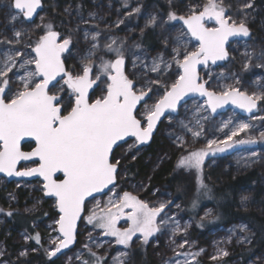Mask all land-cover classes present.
<instances>
[{
	"label": "snow or ice",
	"instance_id": "obj_1",
	"mask_svg": "<svg viewBox=\"0 0 264 264\" xmlns=\"http://www.w3.org/2000/svg\"><path fill=\"white\" fill-rule=\"evenodd\" d=\"M41 4L42 0H10L8 7L16 10V14H10L11 20L15 22L20 14L25 20H31L37 9L41 8ZM244 7L250 8L252 5L245 4ZM140 10L139 7L134 8L128 15L139 13ZM226 13L227 8L223 0H207L202 10L192 8L187 15L169 11L168 20L182 21L187 32L181 30L171 38V60H165L164 56L160 55L153 58L150 68L148 65L144 67L146 71L159 76L167 72L174 62L179 72L170 86L164 85L163 96L151 107L146 106L143 121L137 116V105L152 88L149 86L147 90L144 87L137 89L133 80L125 73L123 41L117 43L116 39H112L101 48L97 40L100 33H92L91 40L94 43L82 57L81 71L73 74L66 70L61 59L66 50L71 51V38L58 39L59 33L53 30L51 24L46 26L47 31L34 43L25 45V48L31 49L34 56L24 49L16 48V45L21 44V37L24 35L22 29H14L13 39L0 40V45L11 46L6 50L0 47V173L17 177H42L44 195L55 197L60 214L59 219L55 221L59 236L52 241L55 247L54 250L48 251L49 258L73 243L77 221L85 211L86 198L114 184L119 161L113 163L111 154L118 142H126L125 138L134 137L136 144L146 143L165 110L175 111L178 103L189 93H199L206 97V107L212 112L229 102L251 112L257 108L258 101L264 100V89L259 94L249 95L239 87L229 86L217 93L209 91L205 87L206 82H200L197 65H207L208 61L215 64L218 60L226 59L228 52L225 44L230 37L250 36V29L244 20L237 23ZM206 20L214 21L215 26H206ZM157 22V16L153 15L148 19L146 26H155ZM119 23L123 21H118ZM84 35L85 40H88L89 32L85 31ZM188 35L198 41V46L192 51L187 50ZM169 42V38L165 37L166 47ZM136 47L139 48L140 45ZM101 52L114 53L115 59L105 60L104 56L100 55V62L96 65L94 57ZM244 55L247 57L243 65L244 70L249 69L254 57L264 60V51L259 54L246 51ZM33 65L34 68L30 67ZM94 66L99 69V73L93 79ZM133 66L135 67V61ZM256 67L264 68V64L258 63ZM13 78L17 82L15 91H12ZM98 81H102L105 88L102 89L100 97L89 102V89ZM150 83L159 84L160 81L152 80ZM65 95H68L67 105L64 102ZM201 107L203 106H197L193 114L196 126L200 124L198 114ZM257 119L264 120V117ZM231 124L232 120H229L225 122L224 127ZM181 127L191 132L194 138L199 137L202 132V129L196 131L183 123ZM252 128L253 125L249 123L236 124L224 141H209L205 148L187 151V155L179 158L176 167L188 171L195 170L199 188L207 189L201 176L209 150L222 152L231 148L233 143H256L257 138L254 136L245 140H233L240 133ZM25 137L34 141L35 146L31 151L21 150V141ZM259 139L264 140V132L260 133ZM176 141L180 142L181 137L177 136ZM185 143H180L179 146L183 148ZM217 143L223 147L214 148L213 145ZM133 146L129 145V148ZM252 156L255 157L256 153L253 152ZM33 158L39 161L37 167L17 170L19 161H33ZM57 173H63L64 178L54 179ZM247 200V196H242V205ZM168 203L161 202L159 206L150 207L131 193L124 192L117 201H109L106 210H101V215L98 216L93 211L86 219L88 224L103 229L104 235L114 237L115 244L128 249L137 233L146 244L149 237L160 232L162 226L169 224V220L162 216ZM125 209L130 211L125 213ZM7 215L11 216L12 213L8 212ZM122 216L130 222L129 227L124 229L117 227V221ZM157 217H161L159 223ZM179 231L180 226L177 223L173 234ZM240 231L246 232L247 226L240 225ZM34 239L40 243L39 234ZM185 244L187 241L177 247L183 248ZM84 247L92 259L82 260V264H106L104 257L97 256L88 245ZM173 251L177 256H185L183 262L177 259L174 264H192L188 256L191 255L194 260L195 255H199L176 252L175 249ZM20 255L24 256L26 252H21ZM221 255H227V252H221ZM127 259V251L119 252L113 257V264H126Z\"/></svg>",
	"mask_w": 264,
	"mask_h": 264
},
{
	"label": "trees",
	"instance_id": "obj_2",
	"mask_svg": "<svg viewBox=\"0 0 264 264\" xmlns=\"http://www.w3.org/2000/svg\"><path fill=\"white\" fill-rule=\"evenodd\" d=\"M9 2L10 0H0V40L8 39L6 18L11 17L10 14L13 13L8 7ZM127 2L138 5L141 10L139 13H134V16L125 17L123 23L119 25L116 22L119 18L118 15H126L127 12V10L120 9L121 13H117L120 0H43L42 18L43 21L51 24L56 32L68 34L74 29L72 48L78 47L82 52L91 47V42L84 41L81 32L84 28L96 29L100 33L97 40L101 48L112 39H116L117 43L123 41L126 62L132 64L135 61L137 66L134 69L139 70L140 80L146 84L150 80L160 79L161 76H165L163 78L171 76L172 69L168 73L158 76L156 73L146 71L144 67L148 65L150 68L153 58L160 55H163L165 60H171L173 46L171 38L176 36L178 30L176 21L170 25L166 24L168 13L175 11L178 15H184L187 7L188 9H200L207 0H127ZM223 3L227 10L231 11V15L244 20L250 29L249 40L246 43H241L240 46H244L245 51L256 54L264 51V0H223ZM249 3L252 7L245 8L244 5ZM153 15L158 18L157 24L146 26L148 19ZM32 26L23 23L25 28ZM37 31L38 28L34 31L35 35L38 33ZM165 37H168L170 41L167 47L164 43ZM239 42L232 45L235 46ZM136 45H140V47L137 48ZM5 46L7 44L0 45L2 48ZM235 48L237 47L235 46ZM100 55H103L105 60L115 59L113 58L114 53L101 52L94 57L96 65L100 62ZM246 60L247 57L244 54L233 53L224 62L223 69L225 68L228 73L235 71L242 85L249 84V81L254 84L258 83L259 79L264 82V68L256 67L258 63L264 64V60L254 57L250 62L249 69L244 70L243 65ZM70 63L72 62L66 58L67 67H70ZM74 65L76 66V63ZM96 68L94 66V70ZM248 84L246 86L250 88L251 85ZM189 105L192 106L190 103ZM191 109L181 111L178 116L163 121L152 141L138 157L134 158L130 153L125 156V162V157L120 151L122 147L115 150L112 160L119 159L121 163L118 165L119 170L126 172L123 184L133 181L146 187L143 197L150 196L151 192L156 190V196H168L172 198L173 203L180 204L181 210L185 214L184 217L192 220L191 235L196 239L197 247L206 244L207 234L218 228L234 229L240 233L242 239L239 241V245L236 246L232 254L222 258L218 264H245L253 258L263 257L264 152L249 150L237 159L226 154L213 164L207 162L203 165L201 176L207 189H200L198 185L193 186L189 176L174 171L177 160L187 151L202 148L193 145H202L208 137L207 134L201 132L199 137L194 138L191 132L181 127V123H183L196 131L201 130L200 126L195 125V120L188 115ZM203 114L206 115L204 111ZM229 114L230 112L221 115L220 119H213L211 122L213 131H216V128H218L217 131L224 132L226 130L219 124H222V120L228 118ZM231 120L241 121L244 118L233 114ZM217 131L214 134H217ZM177 136L181 137L180 142L176 141ZM180 143H185V147H180ZM29 147L30 145H26L24 149L27 150ZM253 152L256 153L255 157L252 156ZM5 191L11 192L15 200L13 205L6 209L5 202L2 200L4 191L0 190V208L6 209L7 213H12L11 216H4L0 224V241L2 240L6 247L8 264H62L59 260L60 257L49 258L41 251L23 258L17 254L19 243L16 241L19 232H25L33 243L37 234L41 237L40 225L55 216L58 217L55 207L50 206L53 202L46 200L39 210L28 213L24 210L25 200L28 196L26 190L21 188L14 190L13 184L7 183ZM242 196L248 197L247 202L243 205L241 203ZM194 202L195 207H193ZM206 211H210L209 216L203 218L202 214ZM81 223L77 234L76 248L81 245L82 235L79 233ZM240 225H246L247 231L241 232ZM157 249L159 248H152L150 243L146 246L133 244L129 249L128 264H157ZM204 264L210 263L204 262Z\"/></svg>",
	"mask_w": 264,
	"mask_h": 264
},
{
	"label": "rangeland",
	"instance_id": "obj_3",
	"mask_svg": "<svg viewBox=\"0 0 264 264\" xmlns=\"http://www.w3.org/2000/svg\"><path fill=\"white\" fill-rule=\"evenodd\" d=\"M120 1H121L120 5L117 6L119 8L117 13L119 12L120 9L122 11L127 10V12H126V15L124 14H122V16L118 15L119 18L116 21L117 25L121 24V23L118 24V21H123L125 17L128 18L129 16L128 13L132 12L134 8L138 7V5H135L134 3L130 4L128 2H127V6H125V0H120ZM200 9L202 10V8ZM189 10L190 9H188L187 7L184 15H187ZM11 11L13 12L12 14H16L13 8H11ZM230 12H231L230 10H227L226 14L230 16L233 21H236L237 23H239L242 20V19L235 18L234 15L230 14ZM42 13L43 12H41L38 15V17L35 19L33 23H26L21 15L19 16V19L16 20L15 22L11 20V17L6 18L8 39L14 38L13 37L14 29H22L24 32V35L21 37V44L16 45V48L24 49L25 51L29 52L33 56L35 54L31 52L30 48H25V45L29 43H34L39 38V36L43 35L47 31L46 26L48 25V22L43 21L44 19L42 18L43 17ZM132 15L134 16V14ZM172 22H175V21H169L168 18L166 19V24L170 25ZM23 23L30 25V26L33 25V26L29 28H25L23 27ZM176 23H177L176 27H177L178 32L183 30V28L179 25V21H176ZM205 24L208 27L215 26L214 21H207ZM37 28H38V31H37L38 33H36L35 35L34 31ZM73 31L69 32L68 34H62L58 32L59 33L58 39L59 38H69V37L71 38L72 42L69 46L71 51L69 52L66 50L63 53V55L65 59L68 58L72 62L70 63V67H67V69L69 68L68 71L72 72L73 74H76L81 71V60H82V57L86 55L87 50L82 52L78 47L76 49L72 48L73 34H74ZM85 31L89 32L88 40H85V35H84ZM81 32L83 33L84 41L91 42V44L94 43V41L91 40V34L98 32L96 29L84 28ZM249 38L250 36L241 37V40H239L240 42L235 41L231 43L229 47V51H228L229 52L228 57L231 56L233 53L236 54V52L244 54L246 52L245 51L246 48H244V46H240V44L246 43L249 40ZM186 40H187V50L188 51H192L195 49V47L198 46V44L194 43V41L190 38L189 35L186 37ZM236 42H239L235 45L237 48H235V46L232 45ZM9 47L11 46L7 45L5 46L4 49L6 50ZM113 58H115V55ZM73 62L76 63V66L74 65ZM223 64L224 62L221 65L216 66V67H208L204 71L201 72V80L204 83L206 82L205 84L209 91H214V92L219 93L227 89L229 86H235V87H239L242 91H245L249 95H251L252 93L259 94L261 90L264 89V82L261 81V79H259L260 81H258V83L256 82L255 84L249 81V84L248 83L247 84L251 85L250 88L246 86L247 84L242 85L241 80L239 79V76L236 74V72L235 71L230 72V73L226 72L225 68L223 69ZM136 66L137 64H135V67ZM30 67L34 68V65ZM171 69H172L171 76H168L167 78H163L165 76H161L160 79H156L160 81L159 84H151L150 82L152 80H150L148 84H146L145 82H142L140 80L141 74L138 69H134L133 62L132 64H128L125 59V73L128 75L129 79L133 80V82L136 85V88L140 89L141 87H144L145 90H147L149 86L152 88V91L148 93V95L145 98L144 103L141 105L139 111L137 112L138 118L141 119L142 121L144 120L143 114L145 112L146 106L151 107L158 99H160L163 96L164 91H165L164 85L170 86L171 83H173L174 80L176 79V76L178 75L179 70L174 62L172 63L171 68L168 69V71L165 73H168ZM98 73H99V69L96 68V70H94V67H93L92 78L94 79ZM144 74L146 73L144 72ZM9 75L11 76L12 74L9 73ZM103 79H106V78H103ZM238 80H239V83H237ZM16 86H17V82L15 81V78H13L12 91H15ZM104 88H105V84L102 81H98L96 84L93 85L92 89L94 92V98H93L94 100L101 96L102 89ZM8 95L10 96L11 94L8 93ZM64 102H65V105H67L68 95L64 96ZM189 103L192 106H190ZM258 103H259L258 113L249 118H246L245 116H241L233 112L232 110L227 111L226 114L230 112L229 117L223 119L222 120L223 123L219 124L221 128L223 129L225 128L226 130L222 132V131H217L218 128H216L217 129L216 131L218 132L217 134H214L216 131H213V129L211 128L212 126L211 122L215 118L220 119L221 118L220 116L225 113L218 115V116L211 115L208 113V110L205 107L204 102H199L198 100L189 101L188 103H186L180 108L179 112L175 116H168L165 120L167 121L170 117H176L181 113V111L184 112L190 108H192L193 111L191 109L189 111L190 114L188 115L189 117H191V119L194 120L193 114L196 112L197 106H203L200 108V112L198 114V116L200 117L199 126L201 127L202 132L207 134L208 137H206L207 139L202 145L201 144L193 145V146H200L202 148H205L208 145L209 141H217V142L224 141L226 138V135L230 134L231 128L234 127L236 124L245 122V123H249L253 125L252 129H250L247 132L240 133L237 137H234L233 140L234 141L245 140L249 136H254L257 138L256 143L254 144L233 143V146L231 148H226L222 152L220 151L212 152L211 150H209L208 155L205 156L204 164H206L207 162L209 164L210 163L213 164L217 159L223 157L226 154H229L234 158L236 157L235 159H237V157L241 156V154L249 150H254L256 152H259L260 150L264 152V140L259 139L260 133L264 132V120L257 119V117H264V100L258 101ZM203 111L206 113V115L203 114ZM233 114L241 116L242 118H244V120H241V121L232 120L231 125H229L228 127H224V123L229 121V119L231 120V117ZM145 124H146V121H145ZM129 145H134V146L132 148H129ZM121 147L122 148L120 151L123 153L124 157L132 153V156H134V158L142 154L144 149L146 148V147L139 146V144H136L134 140L127 142ZM213 147L219 148V147H223V145L220 143H217L213 145ZM184 155H187V153H185ZM117 161H119V159L118 160L114 159L113 163H116ZM125 162H126V157H125ZM177 162L174 165V171L176 173H182V174H185L186 176H189L191 178L192 185L197 186L198 182H197L196 171L195 170L188 171V170H184L183 168H177L176 167ZM117 165H121L120 161ZM125 178H126V172L123 170H119L116 185L107 194L100 196L98 198H95L86 204L85 212L82 218V223H81V227L79 231V233L82 235L81 245L71 250L73 252L70 251L71 253L69 252L61 256L59 260L61 261L62 264H82V260H91L92 258L90 257L89 252L84 247V245H88L92 249V251H94L97 254V256L104 257L106 264H113V257L117 256L119 252L127 251L128 259L126 261V264H128L130 260L129 249L131 248V246L133 244H141L143 246H146L149 243L151 244L152 248H157V247L159 248L157 249V252H156V257L158 258L157 264H174L175 260L177 259L183 262L185 259V256L175 255L173 251L174 249L176 252L191 253L193 255H195L196 253H199V255H195L194 260H192L191 255L188 256V259L192 261V264H204V262H209L210 264H218V262L222 258H226L230 254H232L236 246L239 245V241H241L242 239L240 233H238L234 229L218 228L216 230L210 231L207 234L206 244H204L203 246L199 245L197 247L198 244L196 243V239L192 237L191 235V227L193 225L192 220L188 217L187 218L184 217L185 214H183L180 204L173 203L172 198H169L168 196L166 197H162L161 195L156 196V193H157L156 190L151 192L150 194L151 197L149 195L147 197L146 196L143 197L142 195L145 193L146 187L140 186L133 181H127L126 184H123L124 183L123 180ZM6 184H7L6 180L0 178V190L4 191L2 200L5 202L4 207L7 209V207L10 208L13 205L15 200L11 192L5 191ZM12 184L14 186V190L21 188L22 190L27 191L28 196H27V199L25 200V206H24V210L26 212L28 213L36 212L42 206L44 201H46V199L43 197L42 185L40 182L38 181L37 182H13ZM124 192L131 193L132 195L136 196L138 199L148 203L150 207L159 206L161 202H169L167 204V207L164 210V213L162 214L164 219L169 220V224L167 226H162L160 232H157L152 237H149V240L146 244L142 242L143 238L141 237L139 233H137L136 235L133 236V239L131 241V246L128 249H125L122 245L115 244L114 237L104 235L103 229L94 227V225L92 224H88L87 219H86V217L90 215L91 212L93 211H95L98 216L101 215L102 214L101 210L102 209L106 210L109 204V201H113V202L117 201L118 198L122 196ZM97 205H99V207H97ZM50 206L55 207L54 202L51 203ZM5 210L0 211V224L4 216L7 215V211ZM113 211H115L114 208H113ZM124 211L125 213H127L130 211V209H125ZM209 213L210 211H206L204 214H202L203 218H206L207 216H209ZM160 219L161 217H157L158 223ZM56 220H58V217L55 216L52 219H49L48 221L40 225L39 227V230H41L40 243H37L36 240L33 241L32 243V240L29 238V236L25 232L23 231L19 232V235L17 238L18 240L16 241L19 243V248L17 250L18 256L23 258L29 254H33L38 251L44 252L48 256L47 254L48 251L54 250V247H55L52 241L55 240L59 236V234L56 231V226H57V224L55 223ZM129 223L130 222L127 221L126 218L122 216L117 221V227L120 229H124V228L129 227ZM177 223L180 226V231L176 234H173V228L175 227ZM90 234H91V239H90ZM184 241H187V244H185L183 248H178L177 245L183 243ZM97 245H100V246L97 247ZM21 252H26V255L21 256L20 255ZM221 252H227V255H221ZM78 257L80 259H78ZM54 258H56V256H54ZM233 263H235V261H233ZM0 264H8V261L6 260V247L3 244L2 240L0 241ZM245 264H264V256L253 258L249 260L248 262H246Z\"/></svg>",
	"mask_w": 264,
	"mask_h": 264
},
{
	"label": "water",
	"instance_id": "obj_4",
	"mask_svg": "<svg viewBox=\"0 0 264 264\" xmlns=\"http://www.w3.org/2000/svg\"><path fill=\"white\" fill-rule=\"evenodd\" d=\"M14 12H16V10L13 8ZM43 10V2L41 4V8L37 9L36 13L33 15V17L31 18V20H25L24 18V21L26 23H33L35 21V19L38 17V15L42 12ZM22 16V14H20ZM23 17V16H22ZM207 22V20L205 21V23ZM179 25L183 28V30L185 32H187V29L186 27L183 25V22L182 21H179ZM190 36V35H189ZM191 38V36H190ZM194 43L198 44V41L194 40L193 38H191ZM240 39V37H230L228 42L225 44V48L228 52V48H229V45L235 41H238ZM61 59L63 61V58L61 56ZM224 60H218L216 61L215 64H213L211 61H208L207 65H204V64H200V65H197V72H198V75L200 77V82L201 83H204L202 80H201V72L204 71L206 68L208 67H216V66H219L223 63ZM64 62V61H63ZM65 65V64H64ZM66 68V66H65ZM67 70V69H66ZM59 79V77L57 78ZM205 87L207 88L206 84H205ZM90 93H91V89H89V102L90 101ZM146 98V97H145ZM191 100H198L199 102H204L205 104V107H206V100L207 98L206 97H202L199 93H189L188 95H186L185 97L182 98V100L178 103L177 105V109L175 111L173 110H170V109H167L165 110L164 114L161 116L160 120L157 121L156 123V126L153 130V133L150 137V139L146 142V143H143V144H139V146L141 147H144L146 146L147 144H149V142L152 140L154 134H155V131L156 129L160 126V124L168 117V116H175L180 108L185 105L186 103H188L189 101ZM145 99L143 101H141L138 105H137V112L139 111L141 105L144 103ZM207 108V107H206ZM258 108H259V103L257 102V108L256 109H253L251 112H247L239 107H237L236 105L232 104L231 102L227 103V104H224L222 107L218 108L216 110V112H212V110L210 108H207L208 110V113L211 114V115H214V116H218V115H221L223 113H226L227 111H230L232 110L233 112L241 115V116H245L246 118H249V117H252L254 115H256L258 113ZM146 125V124H145ZM126 139V142L125 141H120L118 142V146H114V150L111 154V160H112V155L113 153L115 152V150L126 144L127 142L129 141H132L134 140L135 141V138L134 137H128V138H125ZM26 145H31V148L28 149V150H25L24 147ZM35 146L34 144V141H32V139L30 137H25L22 141H21V150L22 151H31V149ZM35 161V162H33ZM33 161H19L18 164H17V170H24L26 168H30V167H37L38 166V163L39 161L36 159V158H33ZM118 166H117V171L115 173V180H114V184L112 185H109L107 188L103 189L101 192L99 193H93L92 196H89L86 198V201H85V206L86 204L95 199V198H98L100 196H103L105 194H107L117 183V175H118ZM0 178L1 179H4L6 180L7 183H13V182H40L41 185L43 184V179L42 177H39V176H31V177H17V176H8L6 175L5 173H0ZM64 177H63V173H57L56 176L54 177V179H57V180H62ZM43 197L46 199V200H50L52 202H54L55 204V211L58 215V219H59V211L56 207V199L55 197H52V196H45L44 195V192H43ZM84 212H82V218H83V215H84ZM82 218L80 220L77 221V229H76V233H75V239L73 241L72 244H70L67 248H62L60 252L57 253L56 257H61L67 253H69L71 250H73L76 246V243H77V234H78V230H79V226H80V223L82 221ZM58 225L56 226V231L57 233L59 234L58 232Z\"/></svg>",
	"mask_w": 264,
	"mask_h": 264
},
{
	"label": "flooded vegetation",
	"instance_id": "obj_5",
	"mask_svg": "<svg viewBox=\"0 0 264 264\" xmlns=\"http://www.w3.org/2000/svg\"><path fill=\"white\" fill-rule=\"evenodd\" d=\"M42 2H43V0H42ZM239 40H241V37H240V39ZM238 40V41H239ZM229 47H230V45H229ZM228 51H229V48H228ZM229 53V52H228ZM228 57V56H227ZM62 58H63V61H64V64H65V66H66V59H65V57H64V55L62 54ZM227 60V58L226 59H224V61L223 62H225ZM66 69H67V66H66ZM68 70V69H67ZM94 92H93V89L91 88V93H90V101L92 102V101H94ZM158 129V128H157ZM157 129H156V131H157ZM156 131H155V133H156ZM155 135V134H154ZM154 137V136H153ZM153 139V138H152ZM152 141V140H151ZM150 141V142H151ZM149 142V143H150ZM148 145V144H147ZM147 145L146 146H144V147H147ZM31 148V145H30V147L28 148V149H30ZM119 148V147H118ZM27 149V150H28ZM112 162H114L113 160H112ZM118 166V165H117ZM118 169H119V167H118ZM118 172H119V170H118ZM117 178H118V175H117Z\"/></svg>",
	"mask_w": 264,
	"mask_h": 264
}]
</instances>
